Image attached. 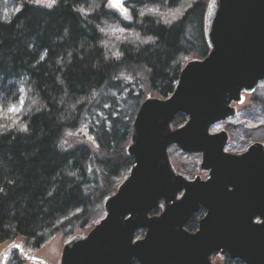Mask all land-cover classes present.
<instances>
[{"label": "trees", "instance_id": "obj_1", "mask_svg": "<svg viewBox=\"0 0 264 264\" xmlns=\"http://www.w3.org/2000/svg\"><path fill=\"white\" fill-rule=\"evenodd\" d=\"M208 1L129 0L127 24L105 0H59L50 9L0 0V246L20 239L34 252L104 218L105 200L133 167L126 148L146 91L167 99L188 60L209 54ZM109 27L122 29L121 42ZM185 123L178 115L171 127ZM235 130L228 127L229 141ZM77 132L84 143L71 145ZM249 142L264 145V134ZM6 264L23 261L13 253Z\"/></svg>", "mask_w": 264, "mask_h": 264}, {"label": "water", "instance_id": "obj_2", "mask_svg": "<svg viewBox=\"0 0 264 264\" xmlns=\"http://www.w3.org/2000/svg\"><path fill=\"white\" fill-rule=\"evenodd\" d=\"M204 32L209 54L185 64L170 97L141 104L126 148L133 162L128 177L105 200L104 218L65 244L60 264H212L214 256L264 264V145L230 154L228 134H210L264 83V0H209ZM178 115L186 123L171 130ZM172 147L200 155L197 172L208 179L189 182L177 174ZM200 211L197 231L188 233ZM139 232L144 237L135 240ZM13 253L47 264L16 243L0 264Z\"/></svg>", "mask_w": 264, "mask_h": 264}, {"label": "rangeland", "instance_id": "obj_3", "mask_svg": "<svg viewBox=\"0 0 264 264\" xmlns=\"http://www.w3.org/2000/svg\"><path fill=\"white\" fill-rule=\"evenodd\" d=\"M33 5L46 9H50L54 6L49 0H33ZM128 5H129L128 3H126L125 5L123 4V6L126 7L125 9H127ZM104 6L107 11L114 13L119 17V19L125 21V23L128 24L130 22V18L126 14H124V11L121 12L119 9L110 8L108 6V3L106 2ZM117 28L109 27L108 28L109 30H107L106 33L108 37H112L114 39L113 42L117 41L118 43L121 42L123 31L121 28L119 27ZM189 61H191V59H189L188 62ZM145 97L152 99L157 98L155 95L149 93L148 91H146ZM257 101H259V103H257ZM15 107L19 108V103L15 105ZM234 107L236 108L237 111V115L234 118L227 120L225 124L221 123L215 125L210 130V134H214L221 130L227 131L228 127L236 129L235 137L229 141L228 145L225 148V152L230 154L244 152L249 146L252 145V143H250L249 140L251 141L252 139L261 138V135L264 134V83H260L251 95H244L243 104L234 105ZM11 113L13 115H16L18 112L15 113L11 112ZM256 128H259L260 131L255 133L247 131ZM170 129L173 130L171 126ZM77 133H73L74 135L70 138L69 143L71 142L70 143L71 145H79L84 143L82 134L79 133L77 134ZM168 156L176 173L182 175L187 181L190 182L199 175L196 170V167L201 161V159H199L198 156L185 157L175 147H172L168 150ZM200 177L202 180H204L206 175L204 176L203 174H200ZM91 229H87L82 232L77 229L73 237L86 236ZM143 237H144V233H143ZM70 239H66L62 234H57L41 249L34 252L33 251H27V252L43 260L47 264H60L62 249ZM135 240H140V238ZM13 243L24 245L23 240L20 239L15 240ZM8 245L9 244L7 243L0 246V256L3 254V252L5 251ZM22 261L23 264H34L31 262L24 261L23 259ZM211 263L224 264L226 262H223V260H220L218 259V257L214 256L211 258Z\"/></svg>", "mask_w": 264, "mask_h": 264}, {"label": "snow or ice", "instance_id": "obj_4", "mask_svg": "<svg viewBox=\"0 0 264 264\" xmlns=\"http://www.w3.org/2000/svg\"><path fill=\"white\" fill-rule=\"evenodd\" d=\"M51 3H52V5H55L56 0H51ZM108 6L110 8H112V9H119V10H122V11H126V9L123 6L122 0H108ZM144 42L146 43L147 41H144ZM116 55L118 57L119 56V53H117ZM21 92H23V89H21ZM23 107H24V102H23V100H21L19 102V108L13 106V107H11L9 109V111L10 112H14V113L15 112H19L20 110L23 109ZM21 131H27V129L24 128L23 126H21ZM0 191H3V189H0ZM17 247H19V246H17Z\"/></svg>", "mask_w": 264, "mask_h": 264}, {"label": "flooded vegetation", "instance_id": "obj_5", "mask_svg": "<svg viewBox=\"0 0 264 264\" xmlns=\"http://www.w3.org/2000/svg\"><path fill=\"white\" fill-rule=\"evenodd\" d=\"M128 1H129V0H122V3L125 5ZM105 2L108 3V0H105ZM124 8H125V6H124ZM120 11L122 12V10H120ZM231 154H232V153H231ZM233 154H240V153H233ZM185 157H192V156H185ZM198 157H199V159H201L200 155H199ZM199 163H200V162H199ZM196 170H197V167H196ZM198 174H199V173H198ZM203 175H204V176L206 175V177H205L204 180L201 179L200 174L197 176V177L200 179L201 182H204V181H206V180L208 179V174H207V173H203ZM197 177H196V178H197ZM196 178H195V179H196ZM195 179H194V180H195ZM194 180H192V181H194ZM190 182H191V181H190ZM201 212H202V217L197 221V227H198V222H199V221L204 217V215H205V212H204V211H200L199 213H201ZM159 213H160V211H159ZM159 213H158V214H159ZM199 213H198V214H199ZM158 214H157V215H158ZM198 214H197V215H198ZM195 216H196V215H195ZM193 217H194V216H193ZM191 220H192V219H191ZM191 220H190V221H191ZM190 221H189V222H190ZM187 225H188V224H187ZM185 230H186V227H185ZM196 231H197V229H196ZM196 231H195V232H196ZM195 232H193V233H195ZM188 233H189V232H188ZM193 233H191V234H193ZM223 262H227V261H223Z\"/></svg>", "mask_w": 264, "mask_h": 264}]
</instances>
